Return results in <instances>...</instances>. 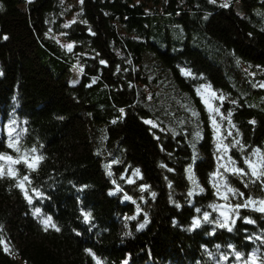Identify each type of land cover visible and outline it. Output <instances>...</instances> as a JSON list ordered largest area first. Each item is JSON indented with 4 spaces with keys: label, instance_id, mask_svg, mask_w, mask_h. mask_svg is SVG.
Here are the masks:
<instances>
[{
    "label": "trees",
    "instance_id": "trees-1",
    "mask_svg": "<svg viewBox=\"0 0 264 264\" xmlns=\"http://www.w3.org/2000/svg\"><path fill=\"white\" fill-rule=\"evenodd\" d=\"M261 84L264 0H0V264H264Z\"/></svg>",
    "mask_w": 264,
    "mask_h": 264
},
{
    "label": "snow or ice",
    "instance_id": "snow-or-ice-1",
    "mask_svg": "<svg viewBox=\"0 0 264 264\" xmlns=\"http://www.w3.org/2000/svg\"><path fill=\"white\" fill-rule=\"evenodd\" d=\"M213 2H215V0H213ZM224 6L226 7L227 5H224ZM4 39H7V37H4ZM67 47H68L69 51L72 50V45L71 44L67 45ZM101 63H103V61H101ZM261 87H264V84H261ZM212 95L215 96V93H212ZM220 98L223 99V97H220ZM121 111H123V110H121ZM215 111L219 112V109H216ZM192 115L193 116H197L198 113L193 112ZM230 115H231V113H229V116ZM146 122L147 123H151V121H146ZM212 125H213V128L216 131L217 135H219V125L217 124V121L214 118L212 119ZM10 135H11V133H10ZM197 136H199L198 132H197ZM17 143H18V141L15 138L10 139L8 147L9 148H13L16 152H20V148L16 146ZM236 143L238 144L239 141H237ZM222 146H223V150L226 152L227 149H228V146L227 145H223V141L222 140L218 142L217 150L219 151ZM31 151L33 153H35L36 149L33 148V149H31ZM252 156L259 157V160L258 161L257 160H253L251 157H249V158L244 159L243 163L245 165H247L248 169L250 170V174L253 177H255L256 180H260L262 177H264V155H261L260 150L256 149L252 153ZM5 159L10 160V161L13 160V158L11 156H7L6 154L0 153V160H5ZM43 159H44V157L42 155H40L38 157H33L32 158V162H29L27 159H24L23 157H17L13 161V163H20L23 160V162L26 164V166L28 168H30L32 170H35V167L38 166V163L40 161H42ZM228 159H229V164H231L232 167L229 169L225 165H221V167L225 168V171H231V173L233 175H238V176H247L249 174V172H246L243 167H239V168L236 167L235 166L236 165V161L233 160L231 157H229ZM136 171L138 173L139 169H137ZM188 172L190 174L189 178L193 180V184L197 188H199V185L196 183L195 178L193 176H191V172H192L191 168L188 169ZM7 174L8 175H12V176L15 175V172L13 171L11 166H9ZM3 175H5V173L3 171V167L0 166V176H3ZM215 175L221 176V177L223 176V174L220 173L219 171H217V173H215ZM24 181H28L30 183L29 177L27 175L23 176L22 180L17 184V187L21 188L22 191H24V187H23V182ZM253 182H255V181H253ZM223 186H224V188L226 190L225 193H221L220 192V185L219 184H214L213 185V187H215L217 189V193L216 194L222 196V198L225 199V200L228 199L227 193L239 194L241 197L244 196V193L238 192L237 189L229 187L227 185V183H224ZM245 186L247 187V185H245ZM200 191L203 192L204 189L200 188ZM153 195H155V194H153ZM189 195H191V193H189ZM25 196H26V198L29 199V203H31V199L27 196L26 192H25ZM252 204H258V206L254 209L255 211L260 212V213H264V199H261L260 201H255V200L249 198V199H245L243 204H237V205H234V206L229 205L228 207L231 209V211L235 212L239 208H246V207H248L249 205H252ZM212 207L215 208V206H212ZM221 207H224V206H221ZM37 211H39V209H37ZM196 211L199 212L200 209H196ZM90 215H91L90 213H85L84 214L85 221H87L89 219ZM221 216H223L224 219L222 221H219V220L216 221L218 226L220 228H227L228 231H232V228L229 226V217H228V215L225 212H221ZM203 219H204V221H206L208 223H212V221L209 219V214L208 213H204ZM50 222H51V217H48L46 220H44V224L46 226V230H47V225H49ZM246 222L247 223H253V221H251V220H247ZM231 223L234 225L236 223L235 219H233L231 221ZM199 225H200V221L199 220H194L193 221V227H198ZM51 226L56 228V226L54 224L51 225ZM140 227L143 228L144 225L142 224V225H140ZM56 230L59 231V228H56ZM5 250H7V248ZM87 251L89 252V254L93 255L94 259H96V264H101L100 260L97 259L93 253H91V250H87ZM236 258L237 259L241 258L240 253H238V252L236 253ZM256 259H257L256 255H255V253H253L252 258H251V264H256ZM125 264H126V262H125Z\"/></svg>",
    "mask_w": 264,
    "mask_h": 264
},
{
    "label": "rangeland",
    "instance_id": "rangeland-1",
    "mask_svg": "<svg viewBox=\"0 0 264 264\" xmlns=\"http://www.w3.org/2000/svg\"><path fill=\"white\" fill-rule=\"evenodd\" d=\"M212 92L210 89L208 88H204L202 90V96H203V99L205 100V102L208 104V105H211L213 103V95H212ZM189 173V172H188ZM190 176V174H189ZM191 176H193V173L191 172ZM225 212V211H224ZM227 214V212H225Z\"/></svg>",
    "mask_w": 264,
    "mask_h": 264
}]
</instances>
